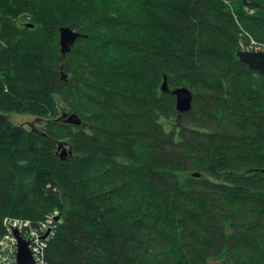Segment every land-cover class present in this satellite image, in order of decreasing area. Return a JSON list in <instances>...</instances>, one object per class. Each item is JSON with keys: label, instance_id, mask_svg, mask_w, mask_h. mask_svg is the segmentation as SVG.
<instances>
[{"label": "trees", "instance_id": "16d2710c", "mask_svg": "<svg viewBox=\"0 0 264 264\" xmlns=\"http://www.w3.org/2000/svg\"><path fill=\"white\" fill-rule=\"evenodd\" d=\"M64 26L84 35L65 57ZM252 39L264 0H0V239L59 210L48 264H264Z\"/></svg>", "mask_w": 264, "mask_h": 264}, {"label": "water", "instance_id": "95a60500", "mask_svg": "<svg viewBox=\"0 0 264 264\" xmlns=\"http://www.w3.org/2000/svg\"><path fill=\"white\" fill-rule=\"evenodd\" d=\"M84 35L69 26H64L60 28V45L62 55L65 56L69 53L76 43L77 39L83 37ZM239 59L249 66L250 69L258 71L259 73L264 75V53L263 52H250V51H239L238 52ZM64 76V75H63ZM66 76V75H65ZM162 90L168 91V82L167 77H164V81L162 84ZM173 94L176 97V108L179 113L188 112L192 108L193 101V93L186 86H180L173 90ZM65 121L67 123H71L74 125H80L82 120L81 118L73 113V114H64ZM67 144L59 142L58 148L59 150L63 148L61 152L62 159L67 157L68 153H72L71 149L66 150L64 147ZM195 176H200V173H194ZM15 234L17 237V264H35L31 249L29 247V241L26 240L23 235L15 230ZM221 264V263H214Z\"/></svg>", "mask_w": 264, "mask_h": 264}, {"label": "bare ground", "instance_id": "6f19581e", "mask_svg": "<svg viewBox=\"0 0 264 264\" xmlns=\"http://www.w3.org/2000/svg\"><path fill=\"white\" fill-rule=\"evenodd\" d=\"M242 47L243 48L241 51L263 52L264 53V43L257 42L253 39L250 41L249 44H246V45L242 44ZM61 152L62 150L60 149L59 150L60 155H61ZM46 221H49V222L45 224ZM60 221H61V216H60L59 210H55L54 212L48 214L45 219L37 223H34V221L28 218L26 219V218H19V217H14V218L6 217L3 222L5 233L0 239V244L3 241L10 240L12 238L16 239L17 237L15 234V230H18L22 235H25L26 237H29L31 239L39 255L45 261V264H48V261L46 258V248H47L50 238H52L55 235L56 230H57V225L60 223ZM1 255L2 253L0 251V256Z\"/></svg>", "mask_w": 264, "mask_h": 264}, {"label": "built area", "instance_id": "2783aa9c", "mask_svg": "<svg viewBox=\"0 0 264 264\" xmlns=\"http://www.w3.org/2000/svg\"><path fill=\"white\" fill-rule=\"evenodd\" d=\"M49 221H46L47 224ZM25 239L29 241V246L32 250L33 258L35 264H45V261L39 255L35 245L32 243L29 237L23 235ZM0 251L2 255L0 256V264H17L16 252H17V238L3 241L0 244Z\"/></svg>", "mask_w": 264, "mask_h": 264}, {"label": "rangeland", "instance_id": "374dc122", "mask_svg": "<svg viewBox=\"0 0 264 264\" xmlns=\"http://www.w3.org/2000/svg\"><path fill=\"white\" fill-rule=\"evenodd\" d=\"M8 116L13 121H15L18 124L24 125L26 128L36 127V129H40V127H41L40 120H36V118L33 116L16 114V113H11ZM64 148L66 150H68L67 145ZM61 150H63V149H61Z\"/></svg>", "mask_w": 264, "mask_h": 264}]
</instances>
